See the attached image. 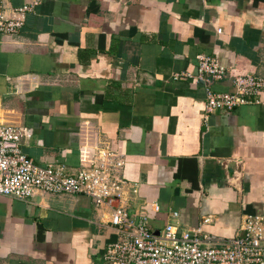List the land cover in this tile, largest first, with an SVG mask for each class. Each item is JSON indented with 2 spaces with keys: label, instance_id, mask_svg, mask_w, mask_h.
Wrapping results in <instances>:
<instances>
[{
  "label": "crops",
  "instance_id": "obj_1",
  "mask_svg": "<svg viewBox=\"0 0 264 264\" xmlns=\"http://www.w3.org/2000/svg\"><path fill=\"white\" fill-rule=\"evenodd\" d=\"M31 3L0 1V19ZM199 55L225 76L197 80ZM245 74L264 79V0H41L0 32V124L26 131L36 165L67 174L82 149L108 147L129 216L155 234L171 224L228 240L264 216V94L206 120L205 98ZM110 220L82 195H0V264H106Z\"/></svg>",
  "mask_w": 264,
  "mask_h": 264
},
{
  "label": "built area",
  "instance_id": "obj_2",
  "mask_svg": "<svg viewBox=\"0 0 264 264\" xmlns=\"http://www.w3.org/2000/svg\"><path fill=\"white\" fill-rule=\"evenodd\" d=\"M40 2L32 0L15 9L12 18L0 19V32L15 34L26 13ZM196 62L197 80L207 83L225 76V68L213 56L199 55ZM182 76L187 75L175 74L174 79ZM262 94L264 79L252 74L234 77L231 93L207 88L204 120L210 113L258 104ZM26 137L29 135L21 127L0 124V195L18 200L47 194L82 195L96 208L107 209L116 241L104 248L106 264H264V216H245L240 233L223 241H210L200 228L179 231L171 224L155 234L145 214L133 218L121 205L132 188L122 178L123 161L115 152L108 147L82 149L77 173L67 174L62 165L41 167L30 160L21 150Z\"/></svg>",
  "mask_w": 264,
  "mask_h": 264
}]
</instances>
